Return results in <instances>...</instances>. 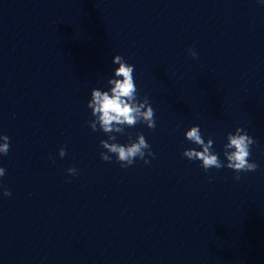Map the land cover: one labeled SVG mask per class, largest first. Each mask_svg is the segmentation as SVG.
<instances>
[{
  "label": "clouds",
  "instance_id": "obj_1",
  "mask_svg": "<svg viewBox=\"0 0 264 264\" xmlns=\"http://www.w3.org/2000/svg\"><path fill=\"white\" fill-rule=\"evenodd\" d=\"M188 51L193 58H197L195 49L190 48ZM112 63L118 67L114 69L113 76L107 81L110 85L108 90L93 88L91 91V99L87 107L91 109L93 119L87 122L88 126L92 131L101 130L107 135L106 140L100 141V147L105 150L100 153L103 161L110 162L114 155L121 168L132 166L137 159L148 164L150 161L146 155L154 158L155 154L151 151V146L143 134L138 133L135 140L128 134V143L121 144L117 142V137L113 133L125 135L126 127L132 128L140 123L154 130L156 128L155 111L147 96L143 99L138 98L134 65L127 63L118 54L113 57ZM184 135L196 147L183 150L182 157L190 161H200V167L205 172L213 168L217 170L227 168L236 173L233 179L238 181L241 179L240 173L255 172L259 167L257 163L250 161L252 145L257 141L242 127H237L234 133L229 132L226 136L227 142L222 150L226 163L220 159V154L214 151L213 139L209 137L205 141L199 125L191 126ZM0 141H2L0 155H7L10 151V138L7 135H0ZM66 154L65 147L58 150L59 157L63 158ZM66 171L69 176H75L78 173L75 167H69ZM5 175V168L0 167V177ZM0 190L5 197L12 194L2 183H0Z\"/></svg>",
  "mask_w": 264,
  "mask_h": 264
}]
</instances>
